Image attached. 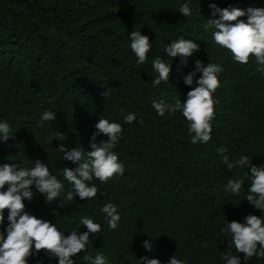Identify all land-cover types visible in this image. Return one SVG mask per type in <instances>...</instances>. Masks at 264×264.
<instances>
[{"label":"trees","instance_id":"16d2710c","mask_svg":"<svg viewBox=\"0 0 264 264\" xmlns=\"http://www.w3.org/2000/svg\"><path fill=\"white\" fill-rule=\"evenodd\" d=\"M185 3L189 17L179 11ZM213 3L221 9L264 8V0H0V122H7L13 135L0 141V165L47 164L64 184L60 197L47 203L33 186L32 200L24 203L65 235L87 231L80 224L83 216L101 225L87 250L72 257L74 264H90L84 256L101 252L109 264H143L142 257L168 264L174 255L184 264H225L221 255L229 251L230 237L221 229L226 222L261 215L246 200L247 166L228 170L222 155L230 162L247 155L251 164L264 165V71L254 58L248 64L234 62L215 44V29L208 24L218 18L211 15ZM131 31H140L152 46L143 65L131 51ZM181 38L199 45L186 66L165 52ZM157 57L171 65V73L168 83L153 87ZM197 60L223 69L213 93L215 116L207 144L191 143L181 112L161 117L153 107V101L186 100L200 73L192 86L184 77ZM45 111L56 118L40 127ZM129 113L136 120L126 124ZM100 118L122 126L113 151L124 173L107 183L89 181L98 189L94 199L74 197L65 204L71 186L62 169L77 165L63 161L57 148L81 147L86 155ZM101 140L107 137H96V143ZM220 148L227 151L221 154ZM229 179L243 181L239 195L225 191ZM100 203L116 206L115 230L100 218ZM4 217L0 232L7 227V211ZM145 240L152 243L151 251L143 247ZM231 251L243 264V254ZM49 255L33 248L28 264H58ZM247 264H264V258L253 256Z\"/></svg>","mask_w":264,"mask_h":264},{"label":"clouds","instance_id":"9594fccd","mask_svg":"<svg viewBox=\"0 0 264 264\" xmlns=\"http://www.w3.org/2000/svg\"><path fill=\"white\" fill-rule=\"evenodd\" d=\"M212 18L208 24L215 29L213 40L222 49H227L234 62L248 64L251 58L264 71V8L249 7L246 11L240 8H219L216 4H210ZM180 13L189 17L191 10L187 3L179 8ZM247 16V20L240 19ZM130 48L137 58V63L143 65L147 60V53L151 50L149 38L140 31H131L129 34ZM199 51V45L190 39H179L171 42L166 48V54L175 58H181V64L187 65L188 57ZM153 71L157 74L153 79V87L161 82L168 83L171 73V65L166 64L157 57L152 62ZM179 70V69H178ZM223 69L220 65L195 61V70L184 77L188 86L194 83L196 73H200L195 81L196 87L187 93L184 101L176 99L174 103L153 101V107L161 117L165 113L181 112L189 123L191 143L207 144L211 140V121L214 119L213 93L219 87L218 74ZM108 91L102 93L104 97ZM56 113L45 111L41 117L40 127L44 121L55 120ZM136 120L134 113L124 116V122L131 124ZM122 126L116 122L100 118L95 124V132L90 141V150L85 155L81 147L68 150L60 144L57 151L63 153V161H71L77 165L75 168L63 167V178L71 186L63 203L71 201L75 197L80 200H91L97 196L98 189L95 184H89L93 179L101 183H107L114 175H123L124 167L119 162L113 149L122 135ZM106 136L107 140L96 143V137ZM12 130L7 122H0V141L7 142L12 137ZM63 140V138H57ZM226 148L218 149L223 154ZM223 163L228 170H233L237 165L247 166L246 173L250 184L246 200L261 212L260 216L248 214L243 222L232 220L226 222L221 229L227 233L229 251L221 255L225 264H242L241 257L234 255L243 254V264L253 257L264 258V165L251 164L247 155H242L239 160L229 161L227 155H222ZM250 171V175H249ZM243 181L229 179L224 185L225 191L235 195L240 194ZM33 186L45 197L47 203L54 202L60 197L64 184L56 176L52 175L47 164L40 160L34 161L31 168L20 167L15 163L0 165V225L4 223V213L7 211V227L0 232V264H28V258L33 255V248L38 254L43 251L50 257L58 258V264H74L72 257L87 250L90 236L101 231V225L90 217L80 218V224L87 231H72L65 235L58 230L56 224L38 218L26 210L25 200H32ZM6 188V190H4ZM235 206V205H234ZM100 218L106 220L110 229L115 230L120 221L117 208L112 203L101 205ZM6 232V234H5ZM224 243V241H222ZM143 247L151 251L152 243L145 240ZM90 264H109L108 257L104 253H98L94 258L84 256ZM143 264H161L158 259L142 257ZM168 264H184L175 255Z\"/></svg>","mask_w":264,"mask_h":264}]
</instances>
